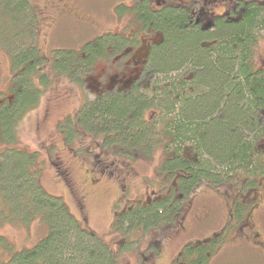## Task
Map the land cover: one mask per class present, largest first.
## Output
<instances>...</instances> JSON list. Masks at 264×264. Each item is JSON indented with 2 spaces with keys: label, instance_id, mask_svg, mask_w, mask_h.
<instances>
[{
  "label": "trees",
  "instance_id": "trees-1",
  "mask_svg": "<svg viewBox=\"0 0 264 264\" xmlns=\"http://www.w3.org/2000/svg\"><path fill=\"white\" fill-rule=\"evenodd\" d=\"M194 7L168 6L153 13L146 4L139 6L135 15L164 34L148 54L150 83L127 94L96 96L66 126L69 136L83 131L101 138L105 147L133 161L151 156L157 146L164 150L157 178L163 193L115 215L113 229L129 238L173 223L201 185L237 180L240 188L254 189L264 176V146L259 145L264 138V66L256 59L264 38V1L236 0L229 16L209 30L196 23L200 9ZM37 18L31 0H0V45L14 69L10 96L0 100V226H29L38 220L47 233L32 246L11 249L0 264H119L109 243L82 226L61 196L46 192L36 155L14 145L19 123L40 99L38 82L53 71L83 85L97 59L108 53V37L116 36L104 34L82 52L60 49L50 61L37 44H29ZM4 26L11 30L3 36ZM12 165L13 186L4 174ZM252 201L233 203L232 227L251 211ZM231 226L185 244L169 264H206ZM1 247L10 246L0 233Z\"/></svg>",
  "mask_w": 264,
  "mask_h": 264
},
{
  "label": "rangeland",
  "instance_id": "rangeland-1",
  "mask_svg": "<svg viewBox=\"0 0 264 264\" xmlns=\"http://www.w3.org/2000/svg\"><path fill=\"white\" fill-rule=\"evenodd\" d=\"M31 1L39 16L35 39L29 40V44H37L42 55L50 61L56 49L82 50L107 32L126 33L124 18L127 10L123 4L127 0H65L70 7L74 4L86 14L85 21L89 25L73 17L51 20L43 9L46 0ZM173 1L187 3L191 0ZM206 1V7L212 6L214 11H220V4L231 0H219L214 4L215 0H201L204 4ZM201 2L198 3L202 5ZM199 4L193 6L200 8ZM116 7L123 19L116 17L119 15ZM72 13H75L73 9ZM10 30L4 26L3 36ZM22 42L17 41L15 45L24 47ZM142 46L143 41L139 44L135 42L134 54ZM3 47L0 45V100L10 96V79L14 72L11 55ZM256 59L264 66V38L258 44ZM102 72H106L105 76ZM109 74L112 73L102 64L97 73L85 77L83 85L53 71L46 81L38 82L42 91L40 99L19 123L14 145L36 155L35 163L46 192L51 196H61L82 226L109 243L119 264H169L185 244H197L207 237L218 235L222 228L228 229L233 225L231 207L236 200H254L251 211L238 224L231 226L225 241L210 255L206 264H264V176L256 191L252 187L240 188L237 180L227 181L219 187L212 183L201 185L187 198L173 223L136 231L130 235L133 242L124 233L113 229L116 214L132 204L163 193L157 178L164 150L157 146L151 156L145 158L140 155L142 157L133 161L115 148L105 147L101 138L83 131L68 135L70 129L66 126L70 117L82 105L95 99L96 90L105 85ZM259 145L264 146V138ZM14 168L9 166V170L4 172L5 180L11 186L13 181L10 176L16 172ZM0 233L7 238L10 246L0 248L1 262L9 257L11 249L32 246L47 233V227L38 220L29 226L7 222L0 226Z\"/></svg>",
  "mask_w": 264,
  "mask_h": 264
},
{
  "label": "flooded vegetation",
  "instance_id": "flooded-vegetation-1",
  "mask_svg": "<svg viewBox=\"0 0 264 264\" xmlns=\"http://www.w3.org/2000/svg\"><path fill=\"white\" fill-rule=\"evenodd\" d=\"M127 1L126 4H123L127 10L125 11L126 12L125 18L121 17L122 13L118 11L117 7L115 8V10L119 15L116 16L114 12V15L117 18L120 17L121 19L123 18L125 19L124 23L126 27V33L125 32L121 33L117 31L109 32V33L105 32L106 35L111 33V35L116 36L115 37L116 39L119 38L120 41L118 42L117 40H115V38H109L107 36L108 53L100 56V58L97 59V63L93 65L91 71V73L92 72L97 73V70L102 66V64H105L108 69V72L112 73L107 75V78L105 79L106 80L105 85L100 86L96 90V96H100V95L105 96L107 94L114 95L121 93L127 94L136 85L142 86L139 88L143 90L144 86L146 84H149L151 81L150 74L149 72H147V68H146V64L148 62V54L150 53V49L154 45H159L163 42L164 34L159 30L147 28V26L145 25L146 23L143 22V20L140 17L135 15L134 11H137L139 6L146 4L151 12L158 13L159 11L167 8L168 6L192 10L194 5L193 1H196V3L201 2V0H191L188 1L187 3L186 2L177 3L174 2L173 0H163V1L127 0ZM46 2L47 4L46 3H44L45 5L43 4V9L45 12H48L49 19L57 21L58 19L61 18L73 17L83 24H87V25L90 24L87 21H85L86 18L84 17V15L86 14L78 10L76 5L73 4L72 7H70L71 5L68 4L65 0H56V1L46 0ZM218 2L219 0H215L213 4ZM235 2L236 0H231L225 4L223 3V5L220 4L218 8L222 7V9L220 11H214L215 7L212 6L206 7L208 3L206 1V4L203 3L201 5V8H199L200 11L196 9L195 12L197 15L196 23L202 26L203 30H207V29L209 30V28H212V26L215 25L216 21L220 17H222L223 15L229 16L230 10L232 9L234 10ZM72 9L74 10L75 13H72ZM37 16H39L38 13ZM142 41H143V46L136 54H134L133 47L135 46V42L139 44ZM84 49L82 50L84 51ZM102 73L103 76H105L106 72H102ZM256 190H257L256 188L253 189V191Z\"/></svg>",
  "mask_w": 264,
  "mask_h": 264
},
{
  "label": "water",
  "instance_id": "water-1",
  "mask_svg": "<svg viewBox=\"0 0 264 264\" xmlns=\"http://www.w3.org/2000/svg\"><path fill=\"white\" fill-rule=\"evenodd\" d=\"M208 27H210V26H208Z\"/></svg>",
  "mask_w": 264,
  "mask_h": 264
}]
</instances>
